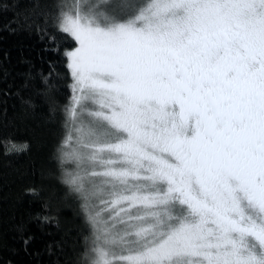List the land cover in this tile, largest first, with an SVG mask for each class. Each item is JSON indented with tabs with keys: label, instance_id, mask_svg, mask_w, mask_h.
I'll return each mask as SVG.
<instances>
[{
	"label": "snow or ice",
	"instance_id": "1",
	"mask_svg": "<svg viewBox=\"0 0 264 264\" xmlns=\"http://www.w3.org/2000/svg\"><path fill=\"white\" fill-rule=\"evenodd\" d=\"M59 7L91 264H264V0Z\"/></svg>",
	"mask_w": 264,
	"mask_h": 264
},
{
	"label": "trees",
	"instance_id": "2",
	"mask_svg": "<svg viewBox=\"0 0 264 264\" xmlns=\"http://www.w3.org/2000/svg\"><path fill=\"white\" fill-rule=\"evenodd\" d=\"M73 3L0 0V264H91L94 209L71 192L79 169L64 155L77 148L74 132L64 146L73 96L65 52L76 43L56 18Z\"/></svg>",
	"mask_w": 264,
	"mask_h": 264
},
{
	"label": "rangeland",
	"instance_id": "3",
	"mask_svg": "<svg viewBox=\"0 0 264 264\" xmlns=\"http://www.w3.org/2000/svg\"><path fill=\"white\" fill-rule=\"evenodd\" d=\"M93 2L91 1V3H93ZM91 3H90V5H91ZM97 4L99 5V9H101V10H102V7H103L104 4H105V6L108 5V8L110 9V12H108V13L106 12V14L109 17H112V18H115L116 17L117 18V17H120V16H124V18H126V20L128 18H130L131 16H133V12L134 11L136 12L139 9L138 7H134L135 2L133 0H106V1H102V3H100V1H99ZM87 9H88V7L85 6L84 7V10L87 11ZM70 76L72 77L71 71H70ZM72 80H73V78H72ZM87 107L91 108V107H93V105L91 103H88L87 104ZM91 179L92 178L88 177V178H86L83 181L84 188H85L86 191L91 189V186H92ZM96 182H99V180L97 179ZM71 192L73 193V195H74L75 198L81 199L83 201L84 204H82V206L85 207L86 201L84 199V194L81 193V192L76 191V189L74 188V186L71 187ZM94 200L96 201V199L90 198V200L87 202V203L90 204L88 208L91 207V203L94 202ZM104 218L107 219V214H105ZM92 232H93V240L91 242V246L93 248L94 242H95V230H94V228H93V231ZM92 257H93V253L91 251L90 263H91Z\"/></svg>",
	"mask_w": 264,
	"mask_h": 264
}]
</instances>
